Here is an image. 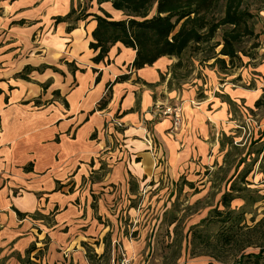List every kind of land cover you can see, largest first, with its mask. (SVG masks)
<instances>
[{"label":"crops","instance_id":"crops-1","mask_svg":"<svg viewBox=\"0 0 264 264\" xmlns=\"http://www.w3.org/2000/svg\"><path fill=\"white\" fill-rule=\"evenodd\" d=\"M100 8L120 20L122 13L96 0H0V264H91L88 255L112 256L113 264L127 251L117 241L129 198L184 176L194 188L201 173H218L229 150L224 135L237 144L239 129L252 126H239L237 115L260 110L256 90L231 87L241 73H222L213 60L211 68L197 66L196 82L218 86L219 95L186 91L182 98L174 80L168 85L177 58L136 70V51L118 43L95 63L90 44ZM72 10L88 18L68 31L70 22L56 19ZM169 99L182 109L177 131L172 118L150 112ZM259 132L243 141L246 152Z\"/></svg>","mask_w":264,"mask_h":264},{"label":"trees","instance_id":"trees-1","mask_svg":"<svg viewBox=\"0 0 264 264\" xmlns=\"http://www.w3.org/2000/svg\"><path fill=\"white\" fill-rule=\"evenodd\" d=\"M96 1L99 6L110 3L115 11L122 13L124 19L116 20L100 8L103 16H95L97 27L93 32L94 42L90 44V48L98 52L94 62L104 61L111 48L118 43L136 51V59L133 63V68L136 70L153 66L164 57L177 58L178 62L171 69L172 79L168 84L170 88L173 80L182 78L179 71L189 68L188 64L192 58L185 59L189 50L193 49L196 53L204 52V57L197 61L203 64L213 60L212 66L226 74L236 68L243 67L242 55L248 57L243 49L246 39L259 38L250 25L254 15L244 8L246 0H223L225 9L221 19L214 16L221 0ZM86 18L88 16L84 10L80 15L77 14V11L72 10L65 18H57L56 23L70 22L71 26L68 31H71L76 22ZM220 29H224V34L221 41H216ZM257 47L258 45H255L254 48ZM219 48L221 49L217 53ZM184 61L188 66L184 65ZM125 79L126 77H121L118 81ZM108 97L109 94L99 103V110H103L107 106ZM226 100L234 108L233 102L229 98ZM255 107L264 109V94L256 102ZM236 112L234 111V113ZM239 130H245L246 133L250 131L247 125H243ZM263 136L253 139L246 152L247 144L243 145L244 140L235 144L233 137L224 135V141L229 150L224 158V167L219 168L217 173V177L221 174L224 175V178L222 177L224 181L220 179V182L226 184L219 204L223 210L216 207L210 212L207 219L190 229L192 246L197 238H202L201 228L214 222L222 230L219 235L221 241H235L236 230L245 223L247 211L262 199L251 194L248 178L256 169L259 173L264 174ZM225 142L221 143L222 148L225 147ZM232 164H234V172L229 177L226 167L231 171ZM189 186L193 185L189 184ZM237 200H242L245 203L238 211L232 208L233 202ZM225 225H228V233L223 229ZM36 250V245H33L27 252L28 256ZM191 256L197 258L207 255L196 254L192 250ZM87 257L89 261L92 258L90 255ZM212 258L222 262L217 257ZM263 258L264 249L261 248L258 254H241L233 264H261Z\"/></svg>","mask_w":264,"mask_h":264},{"label":"rangeland","instance_id":"rangeland-1","mask_svg":"<svg viewBox=\"0 0 264 264\" xmlns=\"http://www.w3.org/2000/svg\"><path fill=\"white\" fill-rule=\"evenodd\" d=\"M244 8L254 15L250 25L259 38L246 39L244 42L243 49L248 57L242 55L243 67L232 70V73H241L242 81L236 85L232 84L231 87L256 90L253 91L255 97H257L256 92L260 95L259 97H262L264 93V0H246ZM224 9L225 2L221 0L214 13L215 18H223ZM120 17V20L124 19L122 14ZM223 34L224 29H220L216 41H221ZM255 45L258 47L254 48ZM220 49H217V53ZM203 53H196L191 49L185 55V59L192 58V62H189L188 69L184 68L179 71L182 78L175 80L173 87L181 98L186 91H194L203 96L204 90L205 92L211 90L212 96L219 95L218 86H208V90H206L204 86L200 87L196 82L199 75L197 66L211 68L210 64H206L208 62L200 64L197 61L204 57ZM260 64L261 66L258 68L257 66ZM184 65L188 66L186 61H184ZM191 69L193 70L191 71ZM189 72H191L190 75H187ZM178 82L181 84L180 89L176 85ZM166 96L162 95L163 98ZM246 103L253 107L250 98L246 99ZM167 105L162 107H176L172 99H169ZM258 111L244 110V113L240 112L237 115L239 116L237 118L239 126L243 122L252 126L250 127L251 132L241 131L239 133L240 138L236 139L238 141L236 143L242 142V138L250 141L247 137L254 136L255 132L260 131L256 138L264 133V119H262L264 109L261 108ZM233 168L234 164H232L231 171L226 167L229 177L233 173ZM215 173H217V169L209 174L206 171L198 175L194 182V188L185 184L187 177L184 176L174 185L162 182L157 187L153 186L150 190L144 191L141 196L134 193L129 198L127 208L121 212L123 229L121 234L123 236H120L121 242H117L122 248L124 246L122 243H126L127 251L122 249L121 254L124 252L126 255L127 253L126 257L130 264H194L196 262L194 259L199 260L196 262L198 264H233L241 254H258L261 248L264 249V175L258 174L257 171H254L248 178L249 188L253 196H259L262 199L247 211L245 223L236 230L235 241H221L219 235L222 230L214 222L201 228L202 238H197L194 246L190 243L192 239L191 227L207 219L210 212L216 207L223 210L219 204L225 190V183L220 182L224 175L221 174L217 177ZM244 204V201L237 200L233 202L232 208L238 211ZM223 229L228 233V225H225ZM126 238L127 241L124 240ZM133 246H140L141 249L135 252ZM130 247L133 249H127ZM192 250L196 254L207 256L194 258L191 256ZM121 254H119L120 258ZM210 256L217 257L222 262L216 261ZM112 259L113 257L108 255L104 258L92 256L90 263L108 264ZM261 264H264V258L261 260Z\"/></svg>","mask_w":264,"mask_h":264},{"label":"built area","instance_id":"built-area-1","mask_svg":"<svg viewBox=\"0 0 264 264\" xmlns=\"http://www.w3.org/2000/svg\"><path fill=\"white\" fill-rule=\"evenodd\" d=\"M150 112L153 115L154 119L156 120H161L167 117L172 118L174 131L179 130L182 126V123H183L182 110L179 107L163 108L160 105H155ZM114 123L118 128L123 127L118 119H116ZM146 143L148 144L149 148L154 150L155 147H154L153 141L151 140V136L148 132H147ZM113 264H130V262L127 259L125 253L123 252L121 254V258L119 257L118 259L114 260Z\"/></svg>","mask_w":264,"mask_h":264}]
</instances>
